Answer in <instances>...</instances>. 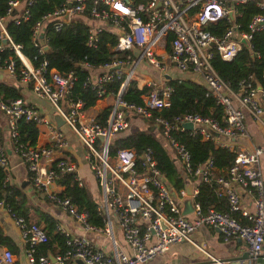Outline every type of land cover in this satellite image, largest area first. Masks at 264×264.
<instances>
[{
    "label": "built area",
    "instance_id": "1",
    "mask_svg": "<svg viewBox=\"0 0 264 264\" xmlns=\"http://www.w3.org/2000/svg\"><path fill=\"white\" fill-rule=\"evenodd\" d=\"M36 1L7 2L5 16L0 17V42L5 40L4 46L0 44V52L5 47L13 50L21 68L16 70L14 61L6 58L0 59V71L19 84L27 85L37 98L46 101L80 142L88 171L99 188L96 211L102 218L101 227L89 226L83 213L76 212L68 200L56 197L60 188L55 180L59 176L74 174L78 185L82 183L73 163L64 157L52 159L67 148L65 138L54 125L48 126L52 136L48 147L32 149L18 146L13 152L24 164L33 190L54 202L81 228L83 234L103 235L110 251L103 252L84 235L70 236L61 226H57L55 233L66 239L69 250L53 256L51 259L54 263L48 257H34V247L47 241L44 232L21 218L9 216L7 208L0 204L24 245L26 263L145 264L171 245L190 242L189 236L202 227L215 230L223 242L230 239L243 242L248 256L253 260L264 258V189L261 173L256 167L260 158L264 159V146L247 151L237 149L233 144L246 137L245 117L257 123L264 133V91L258 90L253 79L249 78V81L240 83L238 92H233L210 65L211 50L222 62H230L240 50L241 42H246L248 46L251 34L264 28V3L256 4L260 13L250 20L247 32H238L233 19L234 6L246 0H237L231 7H226L221 0H65L43 15L31 29L32 45L38 55L44 54L43 48L46 46L41 29L50 22L57 32L71 18L85 17L87 48L95 47L102 31L115 36L112 52L123 55L121 59L115 58L96 68L85 62L81 65L82 70L87 72L85 84L95 91L98 100L103 98L107 84L119 82L105 125L99 126L92 118L89 122L83 121L81 103L67 99L74 80L72 74L60 76L54 70H48L44 60L32 66L20 53L19 46L14 45L7 36L3 26L5 17L11 16L14 24L26 21L28 8ZM20 7L23 9L17 12ZM12 12L15 14L12 15ZM63 16L67 17L66 22L62 20ZM218 20L228 23L221 37L206 31L208 24ZM166 44L168 51L162 59L155 50L162 49ZM141 63L160 71L173 66L178 72L200 76L205 89L221 108L225 125L220 126L213 119L192 115L173 118L171 122L159 117L151 119V111H159L169 105L170 88L167 84L149 87L147 94L141 97V106L122 101V94ZM0 112L6 121L8 140H14L15 123L20 119L33 122L36 126L48 125L33 107L20 99L0 102ZM124 113H127V117ZM130 116L160 129L159 140L174 160L179 173L183 179L191 178V183L186 184L191 186L193 211L188 215L192 216L191 220L180 214L179 204L186 198L185 189L180 190L178 195L172 193L155 168L149 150L138 156L132 150H121L114 158H109L108 145L114 135L127 132ZM186 123L191 124V130L187 131L190 136L213 142L234 154L233 164L225 177L214 176L209 161L195 169L190 167L188 152L170 136L171 131H186L182 128ZM98 136L102 137V141L97 140ZM138 159L139 165L136 164ZM0 167L7 170L2 148ZM211 183L217 185V194L226 196L229 212L244 219V223L217 212L213 207H209L205 214L201 213L199 205L194 202L196 187ZM239 191L252 198V211L240 207ZM115 228L123 245L116 238ZM12 262V254L7 250L1 251L0 264Z\"/></svg>",
    "mask_w": 264,
    "mask_h": 264
},
{
    "label": "trees",
    "instance_id": "2",
    "mask_svg": "<svg viewBox=\"0 0 264 264\" xmlns=\"http://www.w3.org/2000/svg\"><path fill=\"white\" fill-rule=\"evenodd\" d=\"M8 1L11 0H0V17L5 16ZM64 2L65 0H38L28 8L26 21L14 24L11 16H8L5 17L3 26L11 42L19 46L20 53L31 62L32 66H37L40 61L44 60L47 63L46 68L54 70L60 76L72 74L74 80L67 94V99L71 102L79 101L81 110L86 111L95 105L98 98L95 91L85 84L87 72L82 70L81 65L85 62L96 68L115 58L121 59L123 55L112 52L116 38L113 34L103 31L99 33L95 47L87 48L85 44L87 36L85 17L71 18L57 32L54 31L52 22L44 24L41 29V35L45 40L49 53L38 55L37 50L32 45L31 29L43 15L51 12ZM257 3H259L258 0H246L244 3L234 6L235 14L233 19L234 24L238 26V32H247L250 20L260 13L256 6ZM22 7L17 8V12L21 11ZM227 27L228 23L226 21L218 20L215 23L208 24L206 31L215 37H221ZM211 51L210 65L213 71L233 92H238L240 83L249 81V78L253 79L254 86L264 91V28L251 34L248 46H241L230 62H222L214 50ZM6 58H11L14 61L16 70L21 68V64L14 55L13 50L7 47L0 52V59ZM118 83L116 81L107 84L103 98L108 95L114 98ZM167 85L170 88L169 105L159 111H151V119L159 117L171 122L173 118L192 115L213 119L220 126L225 125L221 108L215 103L203 84L175 78L168 81ZM148 91L149 87L137 89L135 82L131 81L122 94L121 100L135 106H141V97L147 94ZM16 99L21 100L20 94L16 89L12 86L0 84V102L8 103ZM109 110L110 108L100 111L96 117L92 118L93 122L99 126H104ZM149 127L130 128L128 132L114 135L108 145V156L109 158H114L116 153L121 150H132L138 156L145 150H149L155 163V168L159 171L165 185L174 195H178L180 190L185 189L186 184L191 183L192 180L190 177L183 179L179 173L174 160L159 140L160 129L153 128L149 132ZM15 134L14 140H9V145L13 151L18 146L36 148L38 133L33 122L18 120L15 123ZM170 136L184 146L189 154L190 167L192 169L209 161L214 176L225 177L228 169L233 164L234 154L226 149L217 147L213 142L201 141L200 137H192L187 131H171ZM3 140V132L0 130V148H3ZM136 164H140L139 159L136 160ZM6 178L7 175L4 174V169L0 167V204L7 208L9 216L21 218L28 224L38 226L46 236L47 241L44 244L34 247L33 256L53 257L67 252L69 247L65 243L66 239L60 234L53 233L58 226L55 220L41 208L32 205L28 201L24 189L4 182ZM55 184L60 188L56 196L58 199L68 200L76 212L83 213L89 226L94 228L101 227L102 218L96 211L99 196L97 183L95 196L85 184L78 185L74 174L59 176L55 180ZM216 186L214 183L197 185L194 202L199 205L201 213L205 214L209 207H213L217 212L228 214L230 217L244 223V219L237 214L229 212L227 198L215 192ZM37 194L42 196L39 192ZM42 197L45 204L55 206L54 202L48 200L47 197ZM51 239H53L54 248L49 245V240Z\"/></svg>",
    "mask_w": 264,
    "mask_h": 264
},
{
    "label": "crops",
    "instance_id": "3",
    "mask_svg": "<svg viewBox=\"0 0 264 264\" xmlns=\"http://www.w3.org/2000/svg\"><path fill=\"white\" fill-rule=\"evenodd\" d=\"M237 0H221V2L227 7H231ZM259 3H264V0H258ZM167 44L161 49L157 48L155 51L160 54L163 59L168 51ZM167 49V50H166ZM94 71L92 74L96 73ZM175 78L187 79L203 84L202 79L198 75H190L186 73L178 72L173 66L164 68L163 71L155 70L152 67L141 63L132 79L135 82L137 89L143 87H159L166 85L168 81ZM0 84L12 86L16 89L21 97L22 102L33 107L39 114V116L45 120L48 125L39 124L36 126L37 129V140L36 148L48 147L51 142V134L48 130L50 124L54 125L59 133L65 138L67 142V148L62 151L61 154L54 156L52 159H58L64 157L74 164L76 174L80 179L81 183L85 184L92 194H96V182L88 171L87 164L83 157V147L80 142L70 130V128L62 123L60 126H56L53 118L56 116L53 108L44 100L37 98L27 85L19 84L12 78L7 76L3 71H0ZM113 103V97L108 95L104 98L97 100L95 105L81 112V119L85 121L89 116L94 118L100 111L107 108H111ZM145 124V127H151V124L145 120H140L137 117L129 118V129L130 128H141ZM246 128V137L244 140H238L233 142L237 149H243L252 151L257 148H263L264 146V133L260 126L251 121L249 117H245L244 120ZM154 128V127H153ZM0 130L3 132V150L7 160V182L9 185L24 189L28 201L47 214H49L56 222V225L61 226L70 236L84 235L92 245L102 250L103 252L110 251V246L103 235H95L90 232L82 233L81 228L76 225L68 216H66L61 210L51 204H45L44 198L37 194L28 182L27 171L24 164L16 156L9 145L7 139V127L6 121L2 113L0 112ZM125 133V132H124ZM256 167L261 173V179L264 189V159L260 158ZM97 196V195H96ZM239 205L241 208L252 211V198L247 196L245 193L239 191ZM188 219H192V216H188ZM43 228V226L40 225ZM116 238L120 245L123 242L119 236L117 228L114 229ZM55 233V230L54 232ZM190 242H183L169 246V248L162 254L154 257L152 260L145 264H192L208 260H224L230 257L240 256L247 252V249L243 242L239 240L230 239L226 242L222 241L219 233L209 227H202L194 231L189 236ZM0 253L3 250L9 251L13 256L12 264H27L23 250L24 245L21 242L17 231L12 226L8 216L4 213L3 207H0ZM49 245L54 248L53 239L49 240ZM49 259L52 257L48 256ZM211 264V263H210ZM214 264H227V263H214ZM241 264H253L252 261L243 262Z\"/></svg>",
    "mask_w": 264,
    "mask_h": 264
},
{
    "label": "water",
    "instance_id": "4",
    "mask_svg": "<svg viewBox=\"0 0 264 264\" xmlns=\"http://www.w3.org/2000/svg\"><path fill=\"white\" fill-rule=\"evenodd\" d=\"M68 7H69V4H68ZM15 12H12V15H14ZM62 20L64 22L67 21V17L66 16H63ZM40 39H41V36H40ZM0 44L2 46L5 45V40L2 39ZM242 46L243 47H246L247 44L246 42H241ZM43 51L45 54H48L49 53V50L48 48L45 46L43 48ZM257 89L259 90V87H257ZM121 110V109H119ZM124 116L127 117V113H124ZM134 117V116H133ZM129 118H132V116H130ZM54 122L56 123V126H60L63 122L62 120H60V118L58 116H55L53 118ZM182 128L186 131H189L191 130V124L189 123H186V124H183L182 125ZM153 130V127H149L148 128V131L151 132ZM216 136V135H214ZM97 140L98 141H102V137L98 136L97 137ZM4 174H6V170H4ZM191 191V186L190 185H187L186 188H185V194H186V198H184L180 204H179V208H180V214L181 216H188L192 211H193V208H192V203H191V200H190V192ZM247 261H252L253 264H264V258H256V259H252L248 256V252H245L243 253L242 255L240 256H235V257H230L228 259H224V260H208V261H202V262H197V263H192V264H214V263H227V264H241L243 262H247ZM50 262L51 263H54L52 259H50ZM76 264H80L79 262H76Z\"/></svg>",
    "mask_w": 264,
    "mask_h": 264
},
{
    "label": "rangeland",
    "instance_id": "5",
    "mask_svg": "<svg viewBox=\"0 0 264 264\" xmlns=\"http://www.w3.org/2000/svg\"><path fill=\"white\" fill-rule=\"evenodd\" d=\"M89 119H91L90 116L85 120V122H89ZM142 127L145 128V124H143ZM139 128H140V127H139Z\"/></svg>",
    "mask_w": 264,
    "mask_h": 264
}]
</instances>
